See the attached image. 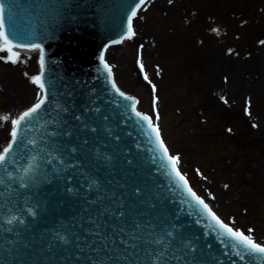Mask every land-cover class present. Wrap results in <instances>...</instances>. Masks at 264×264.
<instances>
[{
  "label": "water",
  "instance_id": "obj_1",
  "mask_svg": "<svg viewBox=\"0 0 264 264\" xmlns=\"http://www.w3.org/2000/svg\"><path fill=\"white\" fill-rule=\"evenodd\" d=\"M4 3L8 36L44 43V103L0 165V264H264L186 188L102 64L140 0Z\"/></svg>",
  "mask_w": 264,
  "mask_h": 264
},
{
  "label": "rangeland",
  "instance_id": "obj_2",
  "mask_svg": "<svg viewBox=\"0 0 264 264\" xmlns=\"http://www.w3.org/2000/svg\"><path fill=\"white\" fill-rule=\"evenodd\" d=\"M227 7L233 9L222 11ZM134 28L135 41L107 56L118 85L140 99L141 111L151 113L158 102L168 147L199 196L227 224L264 243V0H154ZM3 46L0 41V149L15 114L36 97L38 71L36 56H15ZM210 47L214 56L229 52L237 79L242 76L232 105L220 103L202 81ZM136 67L145 69L147 81ZM231 115L256 147L235 145L234 128L219 120Z\"/></svg>",
  "mask_w": 264,
  "mask_h": 264
},
{
  "label": "bare ground",
  "instance_id": "obj_3",
  "mask_svg": "<svg viewBox=\"0 0 264 264\" xmlns=\"http://www.w3.org/2000/svg\"><path fill=\"white\" fill-rule=\"evenodd\" d=\"M124 44V43H122ZM144 48V46H143ZM117 49H114V51ZM113 50H108V54ZM210 53L208 58V69L206 70L205 76L202 78V81L206 84V86L210 87L211 93L216 97V99L222 103L223 105H232L234 102V89L233 85L234 83L236 86H238V80L242 79V76L237 79V72L232 66V57L229 52H227L225 55H215V51L212 47H210ZM31 54V53H28ZM107 63L109 62V59L107 57ZM114 68V65L112 64V70ZM115 74V73H114ZM116 75V74H115ZM249 80H243L244 86L249 85ZM248 83V84H246ZM37 91V90H36ZM234 92V93H233ZM38 93V91H37ZM245 93L243 92L240 95V100L242 101L244 99ZM234 106V105H233Z\"/></svg>",
  "mask_w": 264,
  "mask_h": 264
},
{
  "label": "snow or ice",
  "instance_id": "obj_4",
  "mask_svg": "<svg viewBox=\"0 0 264 264\" xmlns=\"http://www.w3.org/2000/svg\"><path fill=\"white\" fill-rule=\"evenodd\" d=\"M144 2H145V0H140V4H143ZM171 2H172V0H169V3H171ZM137 7H139V5H137ZM135 16H136V11L133 10L132 15L129 16V18H128L129 31L132 30V19ZM3 26H4V22H3V6L0 5V28H2ZM214 31H218V30L217 29H214ZM0 35H3V33L0 32ZM5 40L7 41V37H5ZM262 43H264V42H262ZM32 47L33 48H40V45L39 44H33ZM41 61L43 62V56H41ZM105 66L107 67V65H105ZM35 80L36 81H40V77H36ZM40 87L42 89L44 88L43 82H40ZM121 95H123V93H121ZM43 103H44V101L41 100L40 103L35 104L29 111L24 112L23 115H21L18 120H13L12 121V123L14 125V129L12 131L13 140H15V137L17 135V133L15 131V126L16 125H19L21 123V121H24L25 118L30 117L33 113H36L41 108V106H42ZM77 119H79V117H77ZM93 131H95V129H93ZM10 148H11V145L9 146V148H5L4 149L5 154L10 151ZM5 159H6V156L5 155H0V165H3L4 164ZM201 203H203V201H201ZM204 206H205V208L208 207L206 204ZM119 215L120 216H123L124 213L123 212H120ZM9 222H11V221H9ZM227 230H228V232L232 233L233 236L237 237L242 242H244L246 246L250 247V249L252 251L258 252V253H264V246H261V244L255 243L252 239H250L248 236L243 235L239 231L233 232V230L231 228H228ZM248 231L251 232L252 230L249 229ZM61 239H63V237Z\"/></svg>",
  "mask_w": 264,
  "mask_h": 264
}]
</instances>
